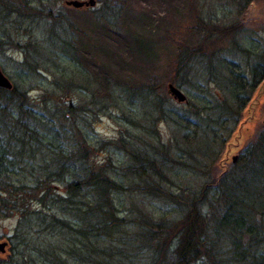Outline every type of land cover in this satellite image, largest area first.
<instances>
[{
  "label": "rangeland",
  "instance_id": "1",
  "mask_svg": "<svg viewBox=\"0 0 264 264\" xmlns=\"http://www.w3.org/2000/svg\"><path fill=\"white\" fill-rule=\"evenodd\" d=\"M64 1L0 0V9L9 10L11 21L5 31L17 44L2 46L0 67L13 85L27 91L31 101L28 115L35 120H39L45 105L53 110V103L63 104L58 119L62 130L78 132L79 128L80 144L87 150L91 165L100 166L110 158L115 164L114 172H118L113 173L117 180L141 185L135 181V174H122L126 173L122 167L133 162L126 150L140 149L163 166L162 175L154 176L166 189L198 191L230 169L254 135L264 128V79L239 120L232 115V109L221 105L224 100L229 102L228 81L221 75L229 71L226 64L242 69L248 75L247 82L255 68H264V0H253L244 9L230 0H96L92 8L74 9ZM56 15L61 21L54 23ZM200 19L218 27H235H228L230 31L226 33L216 32L212 35L215 39L210 40L208 31L197 28ZM52 28L56 33L63 28L74 38L78 33L83 38L85 32L84 38L93 45L92 54H84L82 61L73 60L61 51L59 38L50 36L55 34ZM142 37L149 41L144 55L138 53L135 44ZM179 45L202 50L201 56L187 65L189 77L175 73ZM35 66L42 71L31 69ZM59 73L71 76V81L60 79ZM112 76L130 80L136 90L128 92L125 84L116 86L113 82V86H107L106 79ZM168 83L180 88L187 101L179 103L172 98L166 88ZM148 86L153 88L151 92ZM68 103L73 105L71 111L64 107ZM250 104L254 106L252 119ZM44 115L43 123L48 121V114ZM42 126V135L49 136L44 149L53 148L48 146L53 141L49 134L56 127L50 123ZM64 136L62 133L63 140L57 142L67 148ZM234 136L239 137L237 146L233 145ZM120 138L122 142L113 143ZM124 143L125 150L120 147ZM233 155H237L235 162ZM36 162L41 163V158ZM55 188L61 190L58 185ZM135 188L124 196L115 194L125 218L135 214L130 201L155 220L162 217L174 221L183 215L180 207L159 197L138 194ZM209 210L205 202L202 214L206 216ZM213 211L207 222L209 232L220 216V211ZM16 220L14 216L0 219V240L14 233ZM223 232L210 237L220 246L219 251L213 244L212 258L204 257L195 264L264 261V235L259 242L252 239L251 243L248 235H239L241 241H236V247L227 230Z\"/></svg>",
  "mask_w": 264,
  "mask_h": 264
},
{
  "label": "trees",
  "instance_id": "2",
  "mask_svg": "<svg viewBox=\"0 0 264 264\" xmlns=\"http://www.w3.org/2000/svg\"><path fill=\"white\" fill-rule=\"evenodd\" d=\"M230 1L244 9L253 0ZM7 11L0 9V49L15 41L5 31L11 23ZM53 18L54 23L61 21L57 15ZM199 24L197 28L208 31L210 40L215 39L212 35L216 32L226 33L230 31L228 27H235H218L202 19ZM52 31L55 34L50 36L59 38L61 51L73 60L82 61L84 54H92L93 45L84 38L85 32L83 38L80 33L74 38L63 28L61 33H56L55 28ZM135 44L138 53L144 55L149 41L142 37L135 40ZM200 49L178 46L174 62L176 75L184 73L189 77L187 65L201 56ZM229 64H226L228 73L221 74L228 81L229 102L224 100L227 104L221 105L232 109V115L239 120L243 108L264 79V68L262 71L255 68L250 74L251 81L247 82L248 75ZM31 69L41 70L38 66ZM58 77L71 81L67 74L59 73ZM112 82L116 86L125 84L128 92L136 90L130 80L121 81L114 76L106 79L107 86H113ZM148 87L151 92L153 88ZM30 104L26 90L16 85L10 90L0 87V219L17 218L14 233L6 238V252L0 254V264H195L204 257L212 258L213 247L219 251L216 240H210L213 234L219 236L227 230L233 244L241 241L239 235L241 238L248 235L250 243L252 239L259 242L264 235V128L240 152L238 161L223 170L218 179L205 183L198 191L180 192V187L176 192L155 180V174L162 175L163 166L140 149L126 150L133 162L122 167L126 172L122 174H135V181L141 185L117 180L113 173L118 172H114L115 164L110 158L100 166L91 165L87 150L80 144L79 128L78 132L62 130L58 119L63 104L53 103V110L45 105L39 120L28 115ZM234 104L237 109L232 107ZM64 107L71 111L73 105L68 103ZM46 113L48 121L43 123ZM47 123L54 124L56 130L49 134L53 141H49L48 146L53 148L44 149L49 136L42 135L41 130ZM62 133L68 141L67 148L57 142L63 140ZM119 141L123 138L113 143ZM120 147L125 150V143ZM37 158H41V163L36 162ZM132 187H136L138 194L159 197L180 207L183 215L174 221L162 217L155 220L130 201L135 214L131 219L125 218L115 194L124 196ZM205 202L210 209L206 216L201 212ZM213 210L220 211V216L209 232L207 222ZM258 215L261 220L257 219ZM253 262L264 264V261Z\"/></svg>",
  "mask_w": 264,
  "mask_h": 264
},
{
  "label": "water",
  "instance_id": "3",
  "mask_svg": "<svg viewBox=\"0 0 264 264\" xmlns=\"http://www.w3.org/2000/svg\"><path fill=\"white\" fill-rule=\"evenodd\" d=\"M64 4L66 6L69 7H73L74 8H92L94 7L97 3L96 0H65ZM12 82L10 81V79L7 77V75H5V73L3 72V70L0 67V87L1 88H5L10 90L12 88ZM168 92L170 93V95L172 96V98L176 99L177 102L181 103V102H186L187 101V97H185L186 95L184 94V92L178 88L176 85H174L173 83H168L167 87ZM262 89V87L260 88V90ZM253 103V105H255V101L251 102V104ZM250 104V108L248 110H250L249 112V119H252L254 117V106H251ZM239 131V128H238ZM237 136H234V140L235 143L233 145L237 146L238 145V140L239 137L237 138ZM237 155H233L232 158V162H235L237 160ZM8 247V242L7 240H0V253L1 254H5L6 249Z\"/></svg>",
  "mask_w": 264,
  "mask_h": 264
}]
</instances>
